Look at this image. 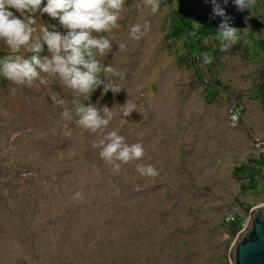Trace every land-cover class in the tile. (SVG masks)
Instances as JSON below:
<instances>
[{
  "label": "rangeland",
  "instance_id": "rangeland-1",
  "mask_svg": "<svg viewBox=\"0 0 264 264\" xmlns=\"http://www.w3.org/2000/svg\"><path fill=\"white\" fill-rule=\"evenodd\" d=\"M176 8L161 0L152 14L142 0H125L112 50L98 57L123 73L113 77L122 89L104 94L101 86L90 97L112 110L107 129L93 133L75 116L62 118L52 96L70 101L73 92L58 78L37 89L0 75V264H228L226 213L239 214L241 229L264 205V187L246 186L264 180L261 65L235 50L218 56L222 44L207 36L201 45L214 53L204 65L206 52L190 35L171 32ZM248 11L264 26V0ZM34 18L66 34L58 19ZM145 22L150 31L133 39L131 27ZM129 99L137 111L124 117ZM110 131L142 143L143 159L119 171L101 159L93 144ZM137 164L159 175L142 176Z\"/></svg>",
  "mask_w": 264,
  "mask_h": 264
},
{
  "label": "clouds",
  "instance_id": "clouds-1",
  "mask_svg": "<svg viewBox=\"0 0 264 264\" xmlns=\"http://www.w3.org/2000/svg\"><path fill=\"white\" fill-rule=\"evenodd\" d=\"M161 0H142L149 6L152 14L159 11ZM212 16L221 18L218 36L222 41L221 51H227L238 39L239 30L232 27V17L226 14L228 0H210ZM235 7L243 12L251 9L256 0H233ZM0 0V41L6 45L8 54L0 57V75L18 85L39 88L53 83L52 78L73 92L72 99L65 100L57 95L52 100L63 106L61 116L71 121L77 117L76 124L95 133L107 129L112 118V110L90 103L92 94L103 86V93L113 94L122 89L113 77L123 80V73L111 65H105L98 57H107L112 50L114 30L121 27L119 21L124 11L125 0ZM141 7V4H137ZM20 13L22 19L13 11ZM39 12L58 19L66 29V34L49 30L34 18ZM54 27V26H53ZM150 31V24H135L130 33L133 39ZM49 55L41 56L44 46ZM119 49L126 45L121 43ZM24 53H30L25 56ZM212 62L208 53L202 54L204 65ZM86 102H88L86 104ZM69 104L71 107H69ZM121 113L130 117L137 111L135 102L130 99L122 106ZM7 114V113H5ZM93 147L101 149V159L119 171L121 163L127 164L141 160L145 156L142 143L129 144L123 135L110 131L102 135ZM136 171L142 176L156 177L158 170L151 164H137ZM77 197L81 194L77 193Z\"/></svg>",
  "mask_w": 264,
  "mask_h": 264
},
{
  "label": "water",
  "instance_id": "water-1",
  "mask_svg": "<svg viewBox=\"0 0 264 264\" xmlns=\"http://www.w3.org/2000/svg\"><path fill=\"white\" fill-rule=\"evenodd\" d=\"M222 3V0H220ZM176 13L183 19L193 21L208 29L219 30L220 17L210 19L212 4L210 0H176ZM226 14L232 17V27L264 32V26L248 11H239L233 0H228ZM228 264H264V205L250 210L248 219L240 233L230 244Z\"/></svg>",
  "mask_w": 264,
  "mask_h": 264
},
{
  "label": "trees",
  "instance_id": "trees-1",
  "mask_svg": "<svg viewBox=\"0 0 264 264\" xmlns=\"http://www.w3.org/2000/svg\"><path fill=\"white\" fill-rule=\"evenodd\" d=\"M175 17L178 20V29H172V34L174 32H179L180 31H186L187 34L190 35L192 38V47L197 51L203 50V52L206 53H214L212 49H209L207 47H203L201 45V41L204 36L210 37L212 42L219 45L222 44L221 39L218 36V30L214 29H208L206 27H203L193 21L183 19L179 15L174 13ZM202 31V32H200ZM261 31V30H260ZM202 33V34H201ZM201 34V35H200ZM236 45L230 47L227 51L228 52H233L235 50L236 52H239V54H244L249 60H251L254 64H258L260 66V78L263 79L261 83H264V36L260 34V32L256 31H251L248 29H240L238 33V39L236 41ZM239 43V44H238ZM235 44V43H234ZM239 48V49H237ZM217 52H215L217 55L220 54H225V51H221V47H217ZM6 55L4 53L2 57ZM219 56V55H218ZM256 91V96H258L259 99L262 100V109L264 110V88L257 87L255 89ZM253 171L247 170L246 174L248 178L251 177V173ZM245 178V177H244ZM243 179V178H242ZM256 183L254 185L253 183ZM253 183H245L246 186L248 185L251 190H255L257 192L260 188L264 187V181H257L255 180ZM260 183V184H259ZM244 187V186H243ZM228 217V220L230 221V226H228V230H225L226 234L229 236L231 239L232 237L235 236V234L239 231L240 229V216L239 214L234 213L232 210H228V212L225 215Z\"/></svg>",
  "mask_w": 264,
  "mask_h": 264
},
{
  "label": "built area",
  "instance_id": "built-area-1",
  "mask_svg": "<svg viewBox=\"0 0 264 264\" xmlns=\"http://www.w3.org/2000/svg\"><path fill=\"white\" fill-rule=\"evenodd\" d=\"M263 181H264V180H263ZM247 219H248V218H247ZM243 227H244V226H243ZM243 227H242V228H241V229L235 234V236H234L233 239L231 240V243H232L233 240L235 239L236 235L242 231ZM231 243H230V244H231Z\"/></svg>",
  "mask_w": 264,
  "mask_h": 264
}]
</instances>
